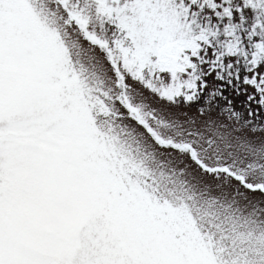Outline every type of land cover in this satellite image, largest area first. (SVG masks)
<instances>
[{
	"label": "snow or ice",
	"instance_id": "snow-or-ice-1",
	"mask_svg": "<svg viewBox=\"0 0 264 264\" xmlns=\"http://www.w3.org/2000/svg\"><path fill=\"white\" fill-rule=\"evenodd\" d=\"M0 264H264V0H0Z\"/></svg>",
	"mask_w": 264,
	"mask_h": 264
}]
</instances>
